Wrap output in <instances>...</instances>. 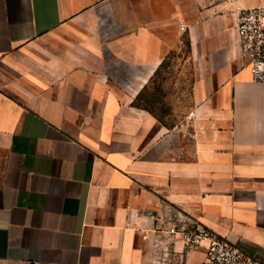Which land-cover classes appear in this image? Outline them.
Masks as SVG:
<instances>
[{
    "label": "crops",
    "instance_id": "0c3cea01",
    "mask_svg": "<svg viewBox=\"0 0 264 264\" xmlns=\"http://www.w3.org/2000/svg\"><path fill=\"white\" fill-rule=\"evenodd\" d=\"M259 6L0 0V264H152L169 210L264 261V84L235 28ZM185 33L190 153L135 105Z\"/></svg>",
    "mask_w": 264,
    "mask_h": 264
},
{
    "label": "built area",
    "instance_id": "2783aa9c",
    "mask_svg": "<svg viewBox=\"0 0 264 264\" xmlns=\"http://www.w3.org/2000/svg\"><path fill=\"white\" fill-rule=\"evenodd\" d=\"M236 19L238 55L252 81L264 84V6L241 10ZM180 30H185L183 24ZM152 232L159 238L154 239L152 264H187L189 252L197 249L205 251L204 264H264L179 210H169L159 217ZM177 241L182 250L176 248Z\"/></svg>",
    "mask_w": 264,
    "mask_h": 264
},
{
    "label": "rangeland",
    "instance_id": "374dc122",
    "mask_svg": "<svg viewBox=\"0 0 264 264\" xmlns=\"http://www.w3.org/2000/svg\"><path fill=\"white\" fill-rule=\"evenodd\" d=\"M177 47L136 105L147 109L162 125L174 130L176 144L190 153L195 129L194 120L189 118V112L195 106L192 101L194 70L186 33L181 36V43Z\"/></svg>",
    "mask_w": 264,
    "mask_h": 264
},
{
    "label": "trees",
    "instance_id": "16d2710c",
    "mask_svg": "<svg viewBox=\"0 0 264 264\" xmlns=\"http://www.w3.org/2000/svg\"><path fill=\"white\" fill-rule=\"evenodd\" d=\"M168 57H169V56H168ZM168 57H167V58H168ZM167 58L161 63V65H160L158 71L163 67V65L165 64ZM158 71H157V72H158ZM157 72H156V73H157ZM156 73H155V75H156ZM139 99H140V96H139L138 99L136 100L135 105H136V103L138 102ZM136 106L139 107L138 105H136ZM146 110H147V109H146Z\"/></svg>",
    "mask_w": 264,
    "mask_h": 264
}]
</instances>
